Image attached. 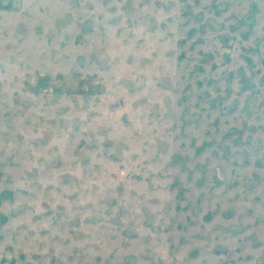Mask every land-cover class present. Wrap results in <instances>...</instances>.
Instances as JSON below:
<instances>
[{
	"label": "rangeland",
	"instance_id": "1",
	"mask_svg": "<svg viewBox=\"0 0 264 264\" xmlns=\"http://www.w3.org/2000/svg\"><path fill=\"white\" fill-rule=\"evenodd\" d=\"M0 264H264V0H0Z\"/></svg>",
	"mask_w": 264,
	"mask_h": 264
}]
</instances>
